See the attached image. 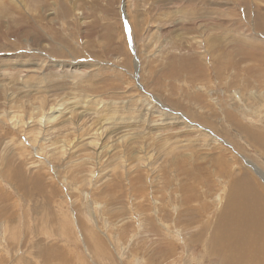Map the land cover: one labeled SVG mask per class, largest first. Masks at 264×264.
I'll return each mask as SVG.
<instances>
[{"label":"rangeland","instance_id":"1","mask_svg":"<svg viewBox=\"0 0 264 264\" xmlns=\"http://www.w3.org/2000/svg\"><path fill=\"white\" fill-rule=\"evenodd\" d=\"M263 202L264 0H0V264H264Z\"/></svg>","mask_w":264,"mask_h":264},{"label":"bare ground","instance_id":"2","mask_svg":"<svg viewBox=\"0 0 264 264\" xmlns=\"http://www.w3.org/2000/svg\"><path fill=\"white\" fill-rule=\"evenodd\" d=\"M235 121H237L236 119H235ZM238 123V122H237ZM240 123V122H239ZM238 123V124H239ZM233 124V123H232ZM240 126V125H239ZM242 126L244 127V125L242 124ZM222 160V159H221ZM215 161V160H214ZM218 161V160H217ZM229 165V163H227L225 160L223 161H221L219 164H217V166H225V167H223V169L224 170H221V171H218L219 173H221L222 175L224 174L225 176H227V175H229V173H230V171H229V169H228V166ZM222 168V167H221ZM219 169V168H218ZM237 174V173H236ZM220 175V174H219ZM232 176H234L232 173H231V177ZM223 177V176H222ZM231 177H229V179L231 178ZM233 181V180H232ZM236 183H238V182H234V184H236ZM256 192V191H255ZM236 194V193H235ZM258 194V193H257ZM256 194V195H257ZM263 195V194H262ZM260 198V197H259ZM260 200V199H259ZM235 203V202H234ZM264 203V202H263ZM253 208V207H252ZM257 208V207H256ZM220 214H221V212H220ZM261 216V215H260ZM259 217V216H258ZM227 219V218H226ZM228 222V221H227ZM238 222V221H237ZM249 223V222H248ZM233 224V223H232ZM38 226V225H37ZM242 226V225H241ZM243 226H245V225H243ZM242 226V227H243ZM255 229H257L256 227H254ZM228 230H231V228L230 229H228ZM250 230H253V229H250ZM232 231V230H231ZM230 231V232H231ZM236 232H237V230H236ZM245 232V231H244ZM258 231H256V233H257ZM233 233H234V231H233ZM238 233V232H237ZM241 233V232H240ZM248 233V232H247ZM246 233V234H247ZM250 233V232H249ZM252 233V232H251ZM259 233V232H258ZM254 234V233H253ZM252 234V235H253ZM233 236V235H232ZM251 236V235H250ZM249 236V238H251ZM257 236V235H256ZM234 237H236V234H235V236ZM245 237V236H244ZM243 238V237H242ZM241 239V238H240ZM239 239V240H240ZM255 239H256V237H255ZM258 239V238H257ZM230 240V239H229ZM234 240V239H233ZM236 240H237V238H236ZM251 240H252V238H251ZM223 241V240H222ZM241 241V240H240ZM232 242V241H231ZM242 242V241H241ZM253 242V241H252ZM233 243V242H232ZM263 243V242H262ZM245 245V244H244ZM244 245H242V246H240V245H238V244H235V247H233L232 248V253H234L236 250H238V252L236 253V254H233V259L231 258V256L229 257V259H227L226 258V260L225 261H229L230 260V258H231V264H234L235 262H236V260L238 261L240 258H241V260L243 259V261H241V263H246V264H248V262L249 261H254V262H256V263H259V262H261L259 259H257V254H260L259 252H256L255 250H248V249H246L245 248V246ZM249 245V244H248ZM228 246V245H227ZM233 246V245H232ZM246 246H247V244H246ZM231 247V246H230ZM253 247V246H252ZM260 248V247H259ZM262 248V247H261ZM230 249V248H229ZM46 250V249H45ZM63 250V249H62ZM260 250V249H259ZM48 252V251H47ZM58 252V251H57ZM238 253H242L241 255H238ZM64 254H65V252H64ZM261 255V254H260ZM49 256V255H48ZM50 256H52V257H54V255H52V253L50 254ZM63 256V255H62ZM241 256V257H240ZM226 257V256H225ZM239 257V258H238ZM61 258V257H60ZM237 263V262H236ZM240 263V262H239ZM260 264V263H259Z\"/></svg>","mask_w":264,"mask_h":264},{"label":"crops","instance_id":"3","mask_svg":"<svg viewBox=\"0 0 264 264\" xmlns=\"http://www.w3.org/2000/svg\"><path fill=\"white\" fill-rule=\"evenodd\" d=\"M125 260H126V258H125Z\"/></svg>","mask_w":264,"mask_h":264}]
</instances>
